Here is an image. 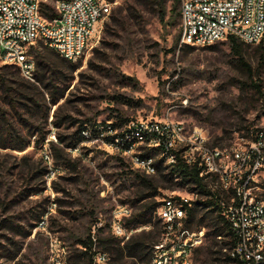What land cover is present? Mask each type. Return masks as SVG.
Instances as JSON below:
<instances>
[{
    "label": "rangeland",
    "instance_id": "374dc122",
    "mask_svg": "<svg viewBox=\"0 0 264 264\" xmlns=\"http://www.w3.org/2000/svg\"><path fill=\"white\" fill-rule=\"evenodd\" d=\"M123 1H110V14ZM171 2L143 5L135 23L121 27L109 14L76 61L36 43L29 51L35 79L0 52V264H65L70 252L78 253V238L113 236L118 207L139 210L142 186L135 173H146L133 165V152L105 139L123 132L126 120L181 122L203 130L216 145L264 130V57L255 45L246 48L249 73L227 40L179 46L180 20L173 23ZM105 123L118 127L104 131ZM159 169L150 175L159 193L149 204L193 196L161 162ZM258 184L264 191V169ZM197 217L200 223L191 228L204 227L205 236L188 250L190 263L231 264L224 249L228 230L216 211L199 206ZM152 219L154 227L132 233H144L147 243L152 234L163 242L162 223L157 214Z\"/></svg>",
    "mask_w": 264,
    "mask_h": 264
},
{
    "label": "built area",
    "instance_id": "2783aa9c",
    "mask_svg": "<svg viewBox=\"0 0 264 264\" xmlns=\"http://www.w3.org/2000/svg\"><path fill=\"white\" fill-rule=\"evenodd\" d=\"M50 8L54 15L47 17L42 11ZM110 11L107 0H0L1 57L34 79L35 63L29 53L33 45L44 43L62 58L76 61ZM179 20V46H205L229 35L246 44H264V0H179ZM103 130L116 131L110 126ZM107 136L121 151L133 152V165L148 175L157 172L156 157L167 170L181 160L199 170L204 184L202 195L191 191V197L169 196L159 202L155 214L164 240L154 244L151 264H191L188 250L202 242L205 228L186 227L184 203L200 199L211 202L206 208H214L231 231L233 244L224 249L232 264H264V191L258 184L264 169V130L252 132L250 138L241 136L239 142L216 145L197 127L153 118L128 121L123 132ZM116 213L111 223L115 236L127 239L141 228L124 225L131 214L128 206L118 207ZM170 236L174 238L165 245ZM96 255L99 263H107V253Z\"/></svg>",
    "mask_w": 264,
    "mask_h": 264
},
{
    "label": "trees",
    "instance_id": "16d2710c",
    "mask_svg": "<svg viewBox=\"0 0 264 264\" xmlns=\"http://www.w3.org/2000/svg\"><path fill=\"white\" fill-rule=\"evenodd\" d=\"M107 1H113V0H107ZM162 1L163 0H124L123 4L117 6L110 14V20L112 22V25L116 27H121V25L124 22L135 23V19L140 17V12L143 10L142 7H144L143 5L150 6L152 4H161ZM42 12L47 17H52L54 15L52 8L48 10H43ZM170 13L173 23H177V17H179V0H172ZM178 39H179V35H178ZM226 40L229 43L231 53L237 57L240 65H242L249 73H251V65L247 62L244 55L246 48L251 44H246L243 41L231 35H229ZM255 47L259 53L260 58H263L264 44L262 43L255 44ZM59 57L62 58L61 56ZM34 74L33 77L35 79ZM253 85L256 87L257 90L260 89L259 84H253ZM128 121L129 120H126V123ZM108 126H110V128L114 130L117 129L118 127V125L114 123L110 125L106 123L103 124L104 129H106ZM82 129H86V127H82ZM93 129L97 130V128L95 127ZM112 138L113 136L106 137L107 140H112ZM156 166H157V170H160L159 169L160 161L156 162ZM198 173L199 170L196 167L194 166L190 167L183 161L178 160L176 164L170 168L167 175H169L171 179L173 177H178V179L181 180L182 182L189 184L192 191H198L199 194L202 195L203 193H205L204 184L200 179ZM163 175L165 176V174ZM135 176L138 180L139 185L142 186V190L136 199V201L140 202V206L138 207L139 210L137 212H135L134 214H130L128 217L125 218L124 225L128 229H135L137 227L147 224H151V225L153 224L154 227V225L157 224V222H153L152 218L154 217L159 202L153 200V203L149 204L148 199H154L155 196L158 195L159 193V191L157 190L158 185L156 184L154 177L148 174H140L136 172ZM144 190L146 192H144ZM210 204L211 202L207 199L204 200L200 199L193 201L192 205H188L187 203H184V207L186 208L188 214L185 220L186 227L191 228V225L193 223L199 224L201 218L197 217L198 207L199 206L207 207ZM217 218L221 222L220 217L218 215ZM158 221H160V219ZM161 226L163 227V225ZM224 226L226 227L227 225ZM100 229L101 227L98 228V230ZM227 230H228L227 232L229 235V239L226 243L231 246L233 244V236L228 228ZM152 231L153 230H151L150 233H152ZM112 235L113 236L107 238H102L99 235L96 237H92L91 234L88 233V235L85 236L84 238H78L77 243H79L80 249L76 254H72L70 252L68 254L65 264H101L99 262H96L95 260V256L99 252H105L111 255L110 259L107 261L106 264H125L126 259L128 258L133 259L134 264H151V260H152L151 248L152 246H154V244L158 243V240L153 239L154 236L153 234L150 238L149 243H147V238L144 237L145 236L144 233L141 234L131 233L126 240L115 236L113 233ZM94 238H96L95 240H98V244H99L98 249L94 247L95 244V240H93ZM226 259L232 264L231 259L228 256L226 257Z\"/></svg>",
    "mask_w": 264,
    "mask_h": 264
}]
</instances>
